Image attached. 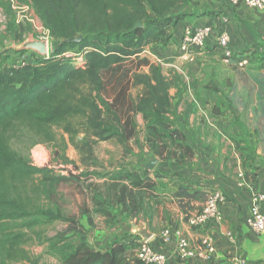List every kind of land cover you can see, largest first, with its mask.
Segmentation results:
<instances>
[{"label":"trees","instance_id":"16d2710c","mask_svg":"<svg viewBox=\"0 0 264 264\" xmlns=\"http://www.w3.org/2000/svg\"><path fill=\"white\" fill-rule=\"evenodd\" d=\"M18 1L32 6L50 37L59 42L50 56L32 52L36 62L18 66H10L7 55L0 52V229L23 220L22 226L34 230L64 219L59 188L80 177L34 165L29 155L13 146V139L28 137L33 145L51 143L56 139L54 130L61 129L73 141L84 135L80 144L74 142L83 160L93 158L94 144L99 141H115L127 151L122 119L103 93V72L138 57L149 45H168L185 18L181 9L192 0ZM0 6L8 18L10 38L24 40L30 26L18 21L8 1L0 0ZM137 22L142 26L136 28ZM79 36L81 41H69ZM71 52L80 59L68 55ZM257 53L248 48L237 55L250 57L253 63ZM237 59L235 55L233 60ZM132 86L137 90L131 97L133 111L145 117L148 127L171 135L172 117L186 90L182 75L175 70L167 74L161 65L152 63L148 71L133 73ZM90 175L81 173L86 178ZM178 189L179 198L190 195L187 187ZM109 190V196L117 197L122 206L132 203L135 214L140 211L141 197L127 184H112ZM132 241L114 240L101 250L83 240L78 245L61 244L56 253L63 264H141L128 258ZM26 242L25 233L9 231L0 239V250L9 260H16ZM135 242L140 245L142 241Z\"/></svg>","mask_w":264,"mask_h":264},{"label":"rangeland","instance_id":"374dc122","mask_svg":"<svg viewBox=\"0 0 264 264\" xmlns=\"http://www.w3.org/2000/svg\"><path fill=\"white\" fill-rule=\"evenodd\" d=\"M23 14L24 18L17 14L19 22L31 28L25 33L24 40H42L47 36L48 30L37 18L32 6L27 4ZM32 19L35 21H30ZM7 22L8 18L0 6V52L7 55V63L18 66L25 59L31 63L36 62L32 53L34 51L18 52L13 49V46L24 40L16 42L10 38ZM58 46L59 42L49 36L48 56ZM258 54L255 55L254 64L260 59ZM68 55L75 57L76 61L80 59L75 52ZM151 61L161 65L167 74L174 69L165 65V61L160 58L155 59L148 53H142V56L103 72V93L122 119L128 137L127 151L115 141H99L94 144L93 158L83 160V155L75 145L80 144L84 135L79 134L73 141L61 129L54 130L56 139L51 143L40 142L33 145L28 137L13 139V146L29 155L34 165L47 166L56 174H73L80 178L59 188L58 199L65 213L64 219L34 230L22 226L23 220L9 223L0 229V239L9 231L25 233L27 238L22 246V256L16 260H9L0 250V264H63L60 255L56 253L57 248L64 243L78 245L83 240L95 249H106L110 242L129 236L127 228L130 226V217L137 223H141L138 213L150 220L158 219L159 208L164 209L162 219L165 225V205L169 199L165 193L178 192L179 182L189 181L190 173L206 174V163H216L208 150L213 146L210 136L226 137L231 131L227 117L233 109L229 103L231 87L237 81L241 82L237 70L224 62L220 50L213 53L210 50L199 52L191 64L181 65L182 71L187 68L183 77L189 86V92L186 100L177 107L172 117V133L167 136L148 127L145 117L132 109L131 97L137 93L132 86L133 73L143 70V66H148ZM253 63H249V67ZM218 145L227 148L224 158L234 161L230 157L228 142L224 144L219 141ZM153 158L158 159L157 165L144 171L143 164ZM82 172H91L92 175L86 178L81 176ZM237 172L239 183L240 174H244V171L241 169ZM35 182H39V179H35ZM117 183L127 184L137 191L139 199L141 197L140 212L135 214L132 203L125 207L117 202V197L109 196L112 184ZM207 194V190H193L190 195L179 198L180 206L194 215L201 211ZM101 200L102 203H99ZM101 207L105 209L104 212L98 211L97 208ZM191 216L186 217L188 221ZM136 243L139 245L132 241L128 252L131 261L137 259ZM54 244L58 245L55 247Z\"/></svg>","mask_w":264,"mask_h":264},{"label":"crops","instance_id":"0c3cea01","mask_svg":"<svg viewBox=\"0 0 264 264\" xmlns=\"http://www.w3.org/2000/svg\"><path fill=\"white\" fill-rule=\"evenodd\" d=\"M181 11L184 12L185 18L174 29L171 42L165 46L149 45L143 53H148L152 57L153 52L155 56L165 61V65L174 68L173 70L179 72L182 77L187 68H183L182 71L181 65L191 64L180 57L179 51L187 25L212 27L213 31L204 51L218 52V36L226 31L230 38V47L235 53L254 48L259 52L258 57L264 56V9L251 8L243 2L231 7L227 5L226 0H192ZM139 56H142V53ZM151 64L152 61L148 66H143L141 71H148ZM261 64H264V60L261 61L260 58L255 66L236 71L241 82L237 81L231 87L229 103L233 109L227 117L230 120L231 131L226 137L210 136L213 146L208 150L211 151L216 163H206V174L190 173L189 181L179 182L180 185L187 187L189 192L222 190L226 195L223 219L210 224L206 231L192 226L187 220L190 214L193 215L192 212L182 209L177 192L170 191L171 193H165L169 196L165 205V225L162 219L163 208H159V218L154 220L138 213L141 223L130 217V226L127 228L129 236L123 237L121 241L148 240L156 248L165 251L167 255L165 264H241V260H245V264H264V234L254 232L246 224V219L255 204L251 189L264 193V67H259ZM188 92L189 86L186 84L181 103L186 100ZM172 93H175V90ZM219 141L224 144L228 142L230 157L234 161L224 158L227 148L218 145ZM241 169L246 173L247 183L244 187L238 183L237 171ZM147 170L150 169L144 168V171ZM259 207L264 212V201ZM167 217L170 220L167 221ZM167 226L181 228L196 250L201 249L203 234L207 232L213 239L212 246L205 249L203 256L179 259L176 257L177 237H173L168 243H163L160 238L162 229Z\"/></svg>","mask_w":264,"mask_h":264},{"label":"built area","instance_id":"2783aa9c","mask_svg":"<svg viewBox=\"0 0 264 264\" xmlns=\"http://www.w3.org/2000/svg\"><path fill=\"white\" fill-rule=\"evenodd\" d=\"M5 1H8L10 3L12 9L16 12V17L18 14L19 16L24 18L25 15L23 14V11L26 10L27 4L22 3L18 0ZM241 2L251 8L260 10L264 9V0H226L227 5L231 7L236 6ZM30 21L34 22L35 20L32 19ZM212 31L213 29L209 25H187L184 29L180 41V57L185 62L191 63L196 55L199 52H203L207 47ZM47 33V36H44L42 39H45L48 42L50 34L49 31ZM217 44L223 50L222 55L226 64H228L232 68H235L236 70L249 67V63L252 62L251 58L237 55V53L232 50V48L230 47V38L226 31H223L219 34ZM151 54L155 59H159L157 56H155L154 53ZM235 55L238 57L237 60H233V58H235ZM25 63L31 62H28L25 59L22 60L20 64ZM244 177L245 173H241V180L239 181V186L241 187H244L247 183ZM251 193L255 204L251 211V214L246 219V224L254 232L258 234H264V212L259 207V204L264 201V193H259L253 189H251ZM225 203L226 195L222 190L216 189L208 192L203 208L200 212L192 215L189 222L192 226H196L202 231H206L210 224L220 222L223 219V206ZM173 237H177L178 239L176 247V257L182 260H186L196 255L203 256L205 249L210 248L213 243V239L211 238L209 233L205 232L203 234V245L201 249L196 250L192 246L187 234L181 228H178L176 226L164 227L160 234L162 242L168 243L173 239ZM230 237H232L231 234ZM136 256L141 264H165V262L167 261V255L165 251L156 248L148 240H143L140 243L136 251ZM241 264H245V260H241Z\"/></svg>","mask_w":264,"mask_h":264},{"label":"water","instance_id":"95a60500","mask_svg":"<svg viewBox=\"0 0 264 264\" xmlns=\"http://www.w3.org/2000/svg\"><path fill=\"white\" fill-rule=\"evenodd\" d=\"M142 23L137 22L136 23V28L141 27ZM82 36H79L77 38H72L69 41H81ZM13 49L22 52L25 50H31L34 51L35 53L39 54L40 56H47L48 55V42L45 39H36V38H28L24 40L21 44L17 46H13ZM158 163V159L153 158L150 159L147 163L143 164L145 169H153L156 164Z\"/></svg>","mask_w":264,"mask_h":264}]
</instances>
